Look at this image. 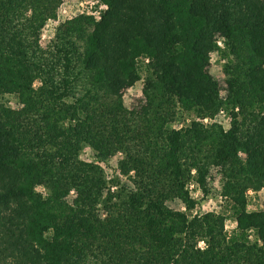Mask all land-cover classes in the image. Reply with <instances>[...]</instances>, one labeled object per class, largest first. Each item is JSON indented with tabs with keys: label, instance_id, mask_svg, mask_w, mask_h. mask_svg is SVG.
<instances>
[{
	"label": "trees",
	"instance_id": "trees-1",
	"mask_svg": "<svg viewBox=\"0 0 264 264\" xmlns=\"http://www.w3.org/2000/svg\"><path fill=\"white\" fill-rule=\"evenodd\" d=\"M65 1L0 0V264H264V0H95L45 49Z\"/></svg>",
	"mask_w": 264,
	"mask_h": 264
},
{
	"label": "rangeland",
	"instance_id": "rangeland-1",
	"mask_svg": "<svg viewBox=\"0 0 264 264\" xmlns=\"http://www.w3.org/2000/svg\"><path fill=\"white\" fill-rule=\"evenodd\" d=\"M105 10V7H103L101 4L98 3V1L95 0H67L65 1L60 9H59V15L58 20L53 23H49L45 29L42 32L41 35V45L43 48L47 49L50 44H52L55 41L56 38V30L57 27L60 26L62 23H65L70 20H74L78 18L79 16H93L97 20H99L101 12ZM227 56L224 54L223 51H219L212 56L211 65L209 68V72L211 75L219 81L222 94L225 95L226 90V75H225V65H226ZM36 86H39L37 83ZM142 89L143 85L142 83L137 84L133 89L129 90L125 94V105L128 109L132 110L139 106V104L142 101ZM13 105H14V101ZM185 118H188L185 116ZM186 120V119H185ZM218 121L221 122L223 126L228 128L229 126V118L226 115H221L218 118ZM183 124V120L181 122ZM83 158L89 162L96 161L95 154L91 149H86L85 154L83 155ZM106 168L107 173L110 177H114L118 172L119 167V156L114 158L109 163H103L101 164ZM214 176V184H213V190L211 194L207 197H205L199 190L196 189L194 185L191 186L192 190V196L194 199L199 203V211L200 212H227L228 208L226 207V202L224 198L221 196L222 192V179L221 177L216 174V172H213ZM124 184H128L127 180L123 181ZM74 198V193L69 197L68 201L70 204L72 203V200ZM248 206L250 211H264V191H261L259 193H254L253 191H250L248 194ZM172 208L175 209H181L184 210V208L177 204L172 203ZM227 214H229L227 212ZM235 227L234 219L230 218L227 221V229L233 230ZM201 247H204V244H200Z\"/></svg>",
	"mask_w": 264,
	"mask_h": 264
},
{
	"label": "built area",
	"instance_id": "built-area-1",
	"mask_svg": "<svg viewBox=\"0 0 264 264\" xmlns=\"http://www.w3.org/2000/svg\"><path fill=\"white\" fill-rule=\"evenodd\" d=\"M206 122H208V120H206Z\"/></svg>",
	"mask_w": 264,
	"mask_h": 264
}]
</instances>
